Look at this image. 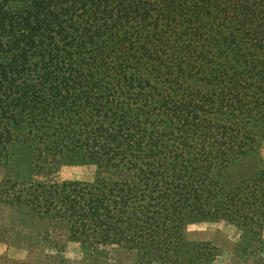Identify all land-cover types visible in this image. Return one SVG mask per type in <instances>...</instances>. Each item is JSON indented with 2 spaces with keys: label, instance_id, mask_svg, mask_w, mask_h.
I'll return each instance as SVG.
<instances>
[{
  "label": "trees",
  "instance_id": "16d2710c",
  "mask_svg": "<svg viewBox=\"0 0 264 264\" xmlns=\"http://www.w3.org/2000/svg\"><path fill=\"white\" fill-rule=\"evenodd\" d=\"M263 146L264 0H0L1 203L92 252L213 264L184 230L263 242Z\"/></svg>",
  "mask_w": 264,
  "mask_h": 264
},
{
  "label": "rangeland",
  "instance_id": "374dc122",
  "mask_svg": "<svg viewBox=\"0 0 264 264\" xmlns=\"http://www.w3.org/2000/svg\"><path fill=\"white\" fill-rule=\"evenodd\" d=\"M261 155L264 157V146ZM17 173L20 171L14 163L0 164V182L15 181ZM94 173L95 166L91 164H64L56 177L92 181ZM184 235L188 242H210L216 246L220 254L213 264H264V229L262 243L247 240L237 227L224 221L191 223ZM0 264L149 263L136 251L116 246L92 252L70 241L64 228L38 218L25 208L0 202Z\"/></svg>",
  "mask_w": 264,
  "mask_h": 264
}]
</instances>
